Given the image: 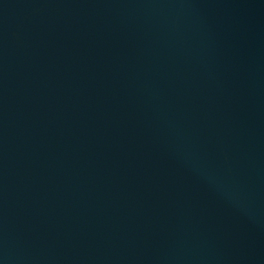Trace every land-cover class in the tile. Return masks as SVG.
Returning <instances> with one entry per match:
<instances>
[{
    "label": "water",
    "instance_id": "1",
    "mask_svg": "<svg viewBox=\"0 0 264 264\" xmlns=\"http://www.w3.org/2000/svg\"><path fill=\"white\" fill-rule=\"evenodd\" d=\"M0 264H264V0H0Z\"/></svg>",
    "mask_w": 264,
    "mask_h": 264
}]
</instances>
